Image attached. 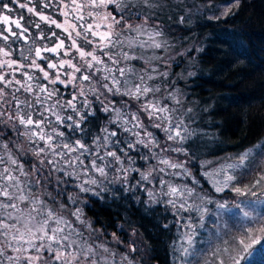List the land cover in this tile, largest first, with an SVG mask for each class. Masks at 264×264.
I'll return each instance as SVG.
<instances>
[{
    "label": "snow or ice",
    "instance_id": "1",
    "mask_svg": "<svg viewBox=\"0 0 264 264\" xmlns=\"http://www.w3.org/2000/svg\"><path fill=\"white\" fill-rule=\"evenodd\" d=\"M12 2L18 3V0H12ZM40 3L42 4L40 9L32 5V0L19 3L20 8L26 9L28 13L38 18L39 22H28L39 30V36L34 38L31 37L29 27L22 23L25 19L23 15L12 19L9 15L3 14L5 10L9 13L12 11L8 3H3L2 9H0V23L5 27L0 28V42H2L0 43V69H8L11 73L21 72V69L24 68L36 70L42 74L43 79L49 85L54 86L58 83L65 87L71 85L77 91L72 94L71 99L53 101V97H57L59 89L49 88L39 82L34 83L36 78L32 73L21 72L24 77L21 81L15 79L14 75L12 79H7L6 74L0 72V84L3 85L0 87V125L10 127L17 137H23L30 145H36L29 151L39 162L32 165L30 172L26 171L25 164L13 155L9 142H5L2 138L4 133L0 132V148L4 150V155H0V165H2L0 167V264H113L112 260L109 259V255H112L110 249L103 243L94 244L91 242L94 230L90 222H85L82 219V208H77L72 215L76 218V222L85 225L88 229L90 236L87 238L65 216L58 214L43 199L36 196L30 185L39 186L43 183L46 188L47 183L51 182L50 178L53 173H63L65 177H71L77 181L75 187L81 193L100 196V192L106 191V188L101 187L103 181L90 173L98 174L99 177L106 179L108 175L106 168L110 166L108 157L120 165L118 171L123 172L125 182L128 173L139 171V169H134L131 166L125 168L116 151H105L103 155L99 154L101 147L106 149L111 143V137L117 135L115 131H109L107 127L102 128L103 137L96 136L93 139V145L96 149L93 152L91 146L85 143L82 138L75 139L73 142L66 137L63 131L53 126V122L49 120V116H54L55 125L67 127L73 132H84L82 125L88 121L89 117L95 116L92 103L88 99L90 95L96 96V99L103 104L102 110L104 112L114 113L112 123H118L124 131L136 137L134 141L127 142L128 150H136L137 145H142L148 149L152 158H158L159 164L166 168L182 169V174L185 176L191 175L183 164L174 163L163 156L157 157V153L152 149L159 147V142L154 134L146 129L139 115L136 112H123L120 108L115 107L110 100L105 103L101 99L103 93L97 87L99 82L94 80L97 73H102L100 79L104 83L100 84V87L112 95L128 96L135 100L147 97L150 93L159 92L158 87H152L148 84V81L155 79V77L149 74L146 69L138 71L130 65L119 66L121 60L132 61L136 59H144L145 63L150 65L152 60H159V56L154 54L145 58L131 55L127 51L113 53L108 49L117 46L123 48L125 44L129 49H134L137 45L140 48L166 49V42L157 39V37L162 36V32L158 30L145 31L143 24L133 26L126 22L124 13L126 9H129L133 0H67V2L58 0L60 5L58 14L63 17L62 20L53 18L52 15L45 14L43 11L45 8L55 7L52 0H40ZM240 3L241 0H232L231 3L225 4L221 15L226 17L233 14V9H238ZM144 4L148 7L152 6L149 0H144ZM110 5L114 6L115 11L120 13L119 18L112 11H108ZM84 9H103L104 11L102 14L98 11H88L87 16H85ZM87 18H91L92 23H88ZM220 18V16L209 17V19ZM180 22H184V17L180 18ZM42 23L49 26L50 34L46 35L42 30ZM145 23H147V19H145ZM118 26L121 28L119 32L116 31ZM102 28L104 30H101ZM53 29H59L60 34ZM125 29L135 32L136 35L121 38ZM142 35H146L147 39H140ZM53 38H55L54 43H52ZM37 39H47L49 43H52V46H49L48 43L37 45ZM81 40L92 46L91 51L81 46ZM18 41L24 42V45L18 49L19 60L12 58V45ZM201 50L197 49V51ZM98 51L100 55L97 54ZM45 54H51L56 59L52 60ZM117 56L120 59H117ZM102 57H107L111 66ZM26 61H30V63H25ZM38 61H45L46 67H42ZM152 72H156V69L152 68ZM114 73H119V76ZM130 74L136 75L139 82L133 83L129 79ZM162 75L167 76L168 73L165 72ZM189 75H195V73L190 72ZM13 83L19 87L14 88L9 93L6 89L11 88ZM21 89L35 97V105H40L42 111H36L35 105L31 101L22 100L17 96ZM9 95L11 99L8 98ZM81 97L83 99H80ZM168 98L179 103L174 93H170ZM49 101L53 102L49 103ZM13 104L14 108L12 107ZM5 105H8L11 111L6 109ZM67 109H71L74 115L64 116L61 114ZM141 110L147 113L150 120L167 122L163 131L169 141H178L183 144L194 134L184 125L183 120L173 124L171 115L173 110H170L167 105H163L160 100L146 101L141 105ZM191 111L192 109H188V112ZM66 121L70 123H66ZM162 123L154 124L153 127L161 128ZM46 127H51V131H46ZM140 130H143V135ZM10 142L14 144L21 155H25L23 144H17L15 141ZM41 142L43 146H40ZM169 150L185 152L187 155L183 148H168L162 151ZM119 151L128 157L129 165L134 163L133 158L128 156V151L125 148H120ZM250 151L240 154L237 163L222 164L219 168L203 173L212 183L216 192H223L224 189L232 185V182L238 180L235 174L236 170L246 167ZM5 156L7 162H5ZM88 156H91L92 159L89 165H85L83 158ZM142 158L146 161L149 159L148 156ZM97 159L104 161V163L97 164ZM207 163L209 162L206 161L205 164ZM48 166L50 167L47 175H45L43 169ZM153 171L155 169L152 166L146 171H141L140 179L152 183ZM159 171L165 172V168H160ZM174 175H181V173L177 172ZM221 175L224 177L223 181L216 178ZM21 177L25 179L21 180ZM29 177H35V179L32 180ZM56 183L59 185L67 183V181L57 176ZM193 183L195 184L197 181L193 180ZM261 183H264V172L258 173L252 187L259 186ZM160 184L162 188L159 196L169 197L166 203L172 207L174 214L178 215L177 209L184 212L194 210L200 214L199 226L203 227L204 213L206 212L203 203L205 201L212 203L213 201L206 199L205 196L197 193L195 188L187 185H174L163 178L160 179ZM92 186H96L100 191H96V188ZM165 186L167 191H163ZM231 190L237 194H243L240 187L232 186ZM146 191L150 204L165 202L158 198L154 190L146 189ZM44 194L51 196V193L45 192ZM57 195H62V190H59ZM193 198L199 199L202 203L199 205L190 203L189 201ZM69 201L76 204L77 197L70 195ZM60 207L63 209L65 205L61 204ZM217 207L222 209L225 204H217ZM244 216L248 217L249 213L244 212ZM252 224L258 227L253 228ZM163 227L168 229L169 224H164ZM181 227L185 228L186 231L182 234L183 243L179 246V250L184 257L183 264H190L187 258L196 255L193 245L197 225H194L192 218L189 217ZM256 231L264 232V220L256 219L250 222L244 239L238 242L244 245L245 251L251 247V244L259 242V238L254 235ZM113 238L119 242L115 233H113ZM245 239L250 240L251 244H246ZM136 250L134 245H130L131 252ZM220 251L217 250L213 253L217 257L216 264H225L224 259L219 256ZM222 251L228 252L229 249L226 247ZM121 261L133 264L127 254L121 257ZM232 264H240V261L233 257Z\"/></svg>",
    "mask_w": 264,
    "mask_h": 264
},
{
    "label": "trees",
    "instance_id": "2",
    "mask_svg": "<svg viewBox=\"0 0 264 264\" xmlns=\"http://www.w3.org/2000/svg\"><path fill=\"white\" fill-rule=\"evenodd\" d=\"M26 2L27 0H18V3H13L12 0H0V9H2L3 3H8L12 11L9 13L5 10L3 14L9 15L12 19L23 15L25 19L22 23L29 27L31 37H38L39 30L28 23L29 21L39 22L38 18L28 13L26 9L19 7V3ZM231 2L232 0H149L152 6L148 7L144 4V0H133L125 13L128 18H132V15L139 16H136L134 23L130 24L136 26L137 23L135 22L137 21L138 24L144 25L145 31L158 30L162 32V36L157 38H162V41L166 42L167 54L178 55L177 61L170 67H163V70L168 73L165 78L148 81L150 86L158 87L160 91L150 93L140 100L128 96L112 95L100 87V84L104 83L100 79L102 73H97L94 77V80L99 82L97 84L99 91L103 93L101 99L105 103L109 100L112 101L115 107L120 108L125 113L136 112L146 129L152 132L159 142V147L152 149V151L156 152L158 157L167 158L170 155L182 159L185 167L191 173V179L199 183L197 190L205 191L208 195H213V193L201 173L208 171L210 166H219V163L228 156L244 152L264 140V0H241L240 7L233 9V14L226 17L220 15L223 10L219 8V4L224 3L222 5H225ZM52 3L55 7L45 8L43 11L45 14L52 15L53 18L62 20L63 17L58 14L60 7L58 0H52ZM32 5L38 9L42 7L40 0H32ZM109 9H112L113 14L119 18L120 13L115 11L114 6L110 5ZM83 11L87 16L88 11H98L102 14L104 10L84 9ZM216 16L221 18L209 19V17ZM181 17H184L183 23L180 22ZM145 19H147V23H145ZM87 22L92 23V19L87 18ZM2 27L5 25L0 23V28ZM41 28L46 35L50 34L51 30L47 24L42 23ZM53 30L60 34L59 29ZM116 31H121V28L118 26ZM135 35V32L125 29L121 38ZM144 37L147 36L144 35ZM89 38L91 39V37ZM54 42L55 38H53L52 43ZM46 43L52 46V43H49L47 39L36 40L37 45ZM80 44L86 50L91 51V45L85 44L83 40L80 41ZM23 45V41H18L12 45L13 59H20L18 49ZM197 49L202 50L197 51ZM108 51L113 53L127 51L129 54L137 51L138 56L148 57L146 56L148 52H145L144 49L140 47L129 49L126 44L123 48L117 46L108 49ZM152 52L162 53V50L155 49ZM97 54L100 55L99 51ZM45 55H48L52 60L56 59L51 54ZM102 58L111 66L107 57ZM116 58L120 59L119 56ZM166 60L171 61L173 59L168 58ZM38 62L42 67H46L45 61ZM142 62L145 60H121L119 66L130 65L135 69H140ZM25 63H30V61ZM24 71L34 75L36 78L34 83L39 82L49 88L59 89V93L57 97H53V101L71 99L72 94L77 91L71 85L67 87L59 83L54 86L49 85L39 71L28 68L21 69V72ZM0 72L5 73L7 79H12L13 75L15 79L21 81L24 79L21 72L11 73L8 69H0ZM190 72L195 73V75H189ZM114 74L119 76V73ZM129 79L133 83L139 82L137 77L131 74ZM0 87L3 85L0 84ZM16 87L19 86L13 83L12 87L6 91L11 93ZM34 91L36 90L34 89ZM170 93L176 95L179 103L168 98ZM17 96L22 100L27 99L35 105V97L32 94L25 93L21 89ZM8 98L11 99V96L9 95ZM88 99L92 103L95 116L89 117L88 121L82 125L84 132H73L67 127L55 125L54 116H49V120L53 122V126L58 127L73 142L75 139L82 138L85 143L91 146L93 152L96 151L93 139L96 136L103 137L102 128L107 127L109 131H115L117 135L111 137V143L106 149L101 147L99 154L103 155L105 151H116L125 168L131 166L134 169H139V171L128 173L125 182L123 172L118 171L120 165L108 157L110 166L106 168L108 174L106 179L99 177L98 174L90 173L103 181L101 187L106 188V191L100 192V196L81 193L75 187L77 181L71 177H65L63 173H53L50 178L51 182H45L47 183L46 188L43 183L39 186L30 185L32 191L54 211L71 221L73 226L82 231L84 237L87 238L88 229L85 225L76 222V218L72 215L77 208H82V219L85 222H90L96 233L91 242L105 244L112 253L109 255V259L112 260L113 264H127V261H121V257L125 254L129 256L133 264H176L175 259L179 258L177 246L181 244L182 234L185 231L181 225L187 222L185 215L179 209L176 210L178 215L174 214L172 207L166 203L168 200L166 196H159L160 191L157 182L162 176L161 173L152 174V183L140 179L141 171H146L150 166L154 169L157 167L156 158H152L148 149L142 145H137L136 150H128L127 142L134 141L136 137L124 131L118 123L111 122L114 113L104 112L102 110L103 104L96 99V96L90 95ZM148 100H160L163 105H167L170 110H173L171 111L173 124L183 120L184 125L194 134L183 144L178 141H169L163 131L167 122L150 120L147 113L141 110V105ZM53 101H49V103ZM12 107L14 108V104ZM5 108L11 111L8 105H5ZM35 109L42 111L40 105H35ZM188 109H192V111L188 112ZM61 114L64 116L74 115L71 109L64 110ZM128 118L130 119V117ZM66 123L70 122L66 121ZM157 123H162V127H153ZM45 130L51 131V127H46ZM140 131L143 135V130ZM0 132L4 133L2 138L5 142H9L13 155L24 163L26 171L30 172L32 165L39 163L29 151L36 145H30L23 137H17L10 127L0 125ZM10 141L23 144L25 155H21ZM169 144L173 145L168 147ZM40 146H43L42 142ZM120 148H125L128 151V156L133 158L134 163L132 165H129L128 157L119 151ZM168 148H183L187 155L185 152L171 150L163 152L167 156L163 155L161 151ZM0 155H4L2 148H0ZM143 156H148L149 159L146 161L142 158ZM83 159L85 165H89L92 157L88 156ZM206 161L209 163L205 164ZM5 162H7L6 156ZM103 163L104 161L97 159V164ZM202 165L204 166L202 167ZM49 167L43 169L45 175H47ZM16 174L18 175V173ZM57 176L66 180L67 183L58 185L56 183ZM29 178L35 179V177ZM24 179L21 177V180ZM173 180L183 182L185 185H193L190 176L183 174L173 178ZM92 187L96 188V186ZM146 189L154 190L158 198L165 202L150 204ZM59 190H62V195H57ZM96 191H100V189L96 188ZM45 192L51 193V196L45 195ZM70 195L77 197L76 204L69 201ZM61 204L65 205L63 209L60 207ZM192 222L197 224L198 220L195 218L192 219ZM207 223L206 220L205 224ZM164 224H169V228L165 229ZM131 231L136 234L137 243L134 246L138 247V255L131 252L130 248L125 247L131 238L129 236ZM113 233L123 244L108 240ZM202 233V231L196 232V240L201 238ZM102 236L107 239L102 240ZM245 264H264V247L256 248L252 259Z\"/></svg>",
    "mask_w": 264,
    "mask_h": 264
},
{
    "label": "rangeland",
    "instance_id": "3",
    "mask_svg": "<svg viewBox=\"0 0 264 264\" xmlns=\"http://www.w3.org/2000/svg\"><path fill=\"white\" fill-rule=\"evenodd\" d=\"M224 4V3H222ZM219 4V8L223 10L224 5ZM108 11H112L108 8ZM223 12V11H222ZM222 14V13H221ZM220 14V15H221ZM126 17L127 23H134V18L139 15H132V18H128V15L124 13ZM138 23L139 22H135ZM103 29V28H102ZM142 40H146L144 35L140 37ZM158 40L162 41V38H157ZM165 42V41H164ZM167 45V44H166ZM136 47H139L138 45ZM145 50V52H148L146 56L150 57L152 55L159 56V60H152L154 63L149 65L145 62H142V66H140L139 70L146 69L147 72L155 77V79L162 80L161 78L165 76L162 75L166 71L163 70L164 66H171L177 61L178 55L176 54H167L166 50L167 48H161L162 53L160 52H152L151 48H142ZM137 52V51H136ZM132 53L131 55L138 56L139 53ZM172 58L173 60L167 61L166 59ZM139 62V60H137ZM152 68L156 69V72H152ZM136 76V75H134ZM137 77V76H136ZM173 144L167 145L172 146ZM250 151V155L248 158V161H246V167L243 169L238 168L236 170V175L238 177L237 181L232 182V185L229 188L224 189L223 192H216L215 188L213 187L212 183L209 181L208 178H206L203 173H201V176L208 184V187L212 190L213 195H208L205 191L200 192L197 190V186L199 183H193V180L191 179L192 176L190 175V180H192L191 184L193 185H187L188 187L195 188L196 192L199 193L202 196H205L206 199H210L213 202L207 203L206 201L203 203V207L206 208V212L204 213V220H203V227H200V214L196 211L191 212H184L182 213L185 215V219L188 220L189 217L192 219H197L198 222L194 225H197L195 228L196 232L202 231L201 238L196 240V236L194 237V249L196 250V255L189 256L187 259L190 261V264H216L217 257L213 255V253L217 252V250H221L219 252V256L222 257L225 261V264H232V258L235 257L237 260L240 261V264H245L247 261L251 260L253 257V254L255 252L256 248L264 247V232L256 231L254 235L259 238V242L256 244H251L250 240L245 239L246 244H251V247L245 251L244 245L238 243L241 239H244L247 228L250 225L251 221H254L256 219L264 220V183H261L259 186L252 187V184L254 180L257 178L258 173L264 172V140L260 141L259 144L252 146L251 148L247 149L246 151ZM244 151V152H246ZM164 151H161L163 155ZM241 152L236 155L228 156L224 161L222 160L219 163V166H210L208 171H212L216 168H219L222 164H228V163H237L238 157L240 154L244 153ZM167 156V155H165ZM158 157V156H157ZM174 163H181L185 166L184 161L180 158H176V156H170L167 157ZM155 162L158 163V158L155 159ZM160 168H165V172H160ZM180 172L182 175L183 170L182 169H172V168H166L162 164H157V167L155 168V171L153 173H161L162 176L159 177V180L157 182V185L159 186L158 190L161 191V184L160 179L163 178L165 181H169L174 185H185L183 182H176L173 180V178H176L179 175H174V173ZM190 172V171H189ZM152 173V174H153ZM184 177V176H183ZM182 177V178H183ZM217 179L223 181L224 177L223 175L216 177ZM196 181V180H195ZM240 187L243 190V194H237L236 192L231 190V187ZM163 191H167V187L165 186L163 188ZM167 199L169 197L166 196ZM190 203L195 204H201L202 202L197 199L193 198L189 201ZM225 204L224 208H218L217 204ZM244 212H248L249 216L245 217ZM189 215V216H188ZM207 220V224H205V221ZM210 223V224H209ZM253 228H257L258 226L255 224H252ZM186 231V229H185ZM184 231V232H185ZM88 237L90 236V233L88 231L87 233ZM96 236V233L94 232V235L92 237ZM129 236L131 237L128 240V243L125 245L126 248H130V245H135L137 243L136 234L131 231L129 232ZM102 240L107 239L104 238V236L101 237ZM109 241L114 243H121L120 241L117 242L116 239L113 238V235L108 238ZM183 242V240H182ZM181 242V244H182ZM227 242V243H225ZM180 244V245H181ZM179 245V246H180ZM179 246H177V252L179 258L175 259L176 264H183L184 257L181 255V251L179 250ZM228 248V252H223L222 250L224 248ZM136 253L135 255H138V247H136Z\"/></svg>",
    "mask_w": 264,
    "mask_h": 264
}]
</instances>
